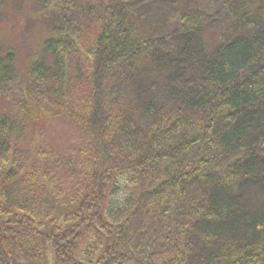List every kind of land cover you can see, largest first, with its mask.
<instances>
[{"label":"trees","instance_id":"trees-1","mask_svg":"<svg viewBox=\"0 0 264 264\" xmlns=\"http://www.w3.org/2000/svg\"><path fill=\"white\" fill-rule=\"evenodd\" d=\"M33 1L28 73L0 46V264H264L263 9ZM35 114L71 116V151Z\"/></svg>","mask_w":264,"mask_h":264},{"label":"rangeland","instance_id":"rangeland-1","mask_svg":"<svg viewBox=\"0 0 264 264\" xmlns=\"http://www.w3.org/2000/svg\"><path fill=\"white\" fill-rule=\"evenodd\" d=\"M248 1H252L248 3ZM11 3L10 8L6 9V16L0 21V46L5 50L12 49L16 54V67L18 71L21 70L24 73H28L32 61L35 60L41 54V49L43 47V42L46 38L51 36V31L41 25H36L35 19H30L28 16L30 9L34 4L33 0H9ZM247 6L251 10H258L262 8L264 11V0H246ZM24 11V13H23ZM23 13V14H22ZM35 18V15H32ZM31 30V31H30ZM89 37H84L85 42H88ZM22 74V75H23ZM45 88L40 84H36V89L38 87ZM78 89L71 90V92L66 89L63 90L64 101L69 107L82 106L80 103V87ZM57 95L53 101L52 107L56 106V99L60 90L54 89ZM49 92V91H47ZM75 95V97L73 96ZM59 112L66 115L65 110L59 109ZM74 112V111H73ZM15 113V111L13 112ZM42 122L39 130H43L39 142L43 145L51 147L53 154H65L71 151V139L76 137L74 133L75 124L74 122L66 116H59L57 119L51 116H46L39 114ZM39 115L35 114L33 120L35 123L39 122ZM73 118V117H72ZM60 148H56L59 147ZM70 149V150H69ZM42 158L47 156V153L41 154Z\"/></svg>","mask_w":264,"mask_h":264}]
</instances>
